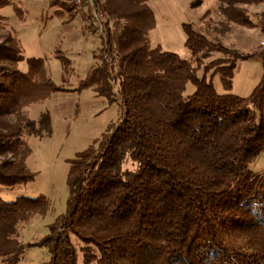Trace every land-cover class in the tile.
Wrapping results in <instances>:
<instances>
[{
    "label": "trees",
    "instance_id": "16d2710c",
    "mask_svg": "<svg viewBox=\"0 0 264 264\" xmlns=\"http://www.w3.org/2000/svg\"><path fill=\"white\" fill-rule=\"evenodd\" d=\"M94 1L99 63L74 90L55 85L43 59L23 56L0 13V194L35 181L25 109L86 89L120 108L119 123L68 161L66 214L28 246L48 251L44 264H264V173L251 169L264 152V66L249 96L233 95L235 50L183 24L184 60L151 47L152 0ZM217 1L225 23L242 27L246 7L264 4ZM10 4L0 0V11ZM214 53L224 57L203 65ZM49 208L43 196H0V264L21 261L20 226Z\"/></svg>",
    "mask_w": 264,
    "mask_h": 264
},
{
    "label": "rangeland",
    "instance_id": "374dc122",
    "mask_svg": "<svg viewBox=\"0 0 264 264\" xmlns=\"http://www.w3.org/2000/svg\"><path fill=\"white\" fill-rule=\"evenodd\" d=\"M8 1L11 4L0 13L7 18L8 29L20 41L23 56L43 59L55 85L67 90L78 88L89 70L99 63L94 55L101 47V31L94 24L91 30L84 26V20L93 9L90 6L76 8L67 0L54 3L50 0ZM148 5L155 17V28L149 34L151 47L160 46L164 51L190 61L191 55L184 47L186 36L182 25L192 24L209 39L218 40L225 48L239 54L242 59L237 62L230 93L239 97L250 95L261 79L264 66V48L261 47L264 42V4L246 7L250 27L225 23L217 0H152ZM60 57L67 60L66 66ZM223 57L214 53L203 61V65ZM27 68L26 62L19 65L23 72ZM213 85L218 93H224L218 75ZM188 90L192 91L190 85ZM24 111L34 125L28 136L31 155L26 165L36 175L35 181L5 189L0 196L8 201L20 196H43L49 201L46 215L35 217L19 228V240L25 245V254L18 264H44L49 260L48 251L28 245L44 238L56 219L66 214L68 161L119 123L120 108L117 103L86 89L55 93L45 102ZM125 168L132 170L134 165L127 164ZM251 169L264 173V152Z\"/></svg>",
    "mask_w": 264,
    "mask_h": 264
},
{
    "label": "built area",
    "instance_id": "2783aa9c",
    "mask_svg": "<svg viewBox=\"0 0 264 264\" xmlns=\"http://www.w3.org/2000/svg\"><path fill=\"white\" fill-rule=\"evenodd\" d=\"M52 3L56 2L57 0H50ZM70 4H72L76 8H83L85 6H90L93 9L92 14L87 15V18L84 20V26L87 28L86 30H91L92 26H96L100 31L101 29V19L103 15L101 11L97 8V5L94 0H67ZM89 16V17H88ZM91 20H94L95 22ZM94 24V25H92ZM101 33V32H100ZM261 47L264 48V42L261 43Z\"/></svg>",
    "mask_w": 264,
    "mask_h": 264
}]
</instances>
